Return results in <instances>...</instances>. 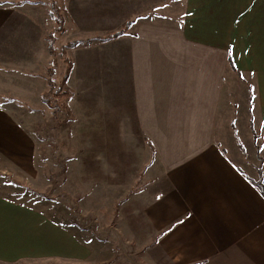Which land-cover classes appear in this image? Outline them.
I'll return each instance as SVG.
<instances>
[{
    "label": "crops",
    "instance_id": "0c3cea01",
    "mask_svg": "<svg viewBox=\"0 0 264 264\" xmlns=\"http://www.w3.org/2000/svg\"><path fill=\"white\" fill-rule=\"evenodd\" d=\"M43 2L0 0V32L15 20L38 22L31 14ZM70 2L79 25L108 26L109 0ZM172 3L121 1L125 21L133 18L119 37L127 77L117 109L101 115L102 131L138 133L148 154L142 171L155 182L131 223L137 245L147 264H264V199L239 166L234 135L246 152L258 138L264 185V0H175L178 15ZM10 77L0 95L33 93L28 79ZM17 81L27 86L21 93ZM32 147L0 105V173L38 182ZM84 245L36 210L0 199V264H110Z\"/></svg>",
    "mask_w": 264,
    "mask_h": 264
},
{
    "label": "rangeland",
    "instance_id": "374dc122",
    "mask_svg": "<svg viewBox=\"0 0 264 264\" xmlns=\"http://www.w3.org/2000/svg\"><path fill=\"white\" fill-rule=\"evenodd\" d=\"M109 1V23L100 29L79 25L70 0H45L38 14H31L38 22L15 20L12 30L9 24L0 32V86L11 75L28 79L33 91L21 99L0 95V105L9 108L30 137L39 173L38 182L30 183L0 173V199L28 206L74 232L91 253L102 259L99 254L104 253V261L110 264H147L133 230L137 226L131 223L153 192L150 184L155 180L145 178L142 171L148 154L139 147L138 133H125L121 138L112 126L107 127L110 132L101 127L102 110L114 109L112 105L117 109L128 60L127 40H102L133 20L125 21L128 15L121 13L123 0ZM158 1L163 8L173 2L170 13L178 15L181 11L175 0ZM58 17L63 19L61 34L56 33L53 21ZM51 30L55 31L57 54L49 86L46 71L53 59L45 40ZM72 43L76 45L67 46ZM17 83L21 93L27 86ZM234 135L244 156L240 168L254 178V183L260 182L258 138L254 136L255 147L250 153L236 130ZM126 141L133 148H125ZM17 264L69 263L46 260Z\"/></svg>",
    "mask_w": 264,
    "mask_h": 264
},
{
    "label": "trees",
    "instance_id": "16d2710c",
    "mask_svg": "<svg viewBox=\"0 0 264 264\" xmlns=\"http://www.w3.org/2000/svg\"><path fill=\"white\" fill-rule=\"evenodd\" d=\"M53 21L55 23L56 26V33L57 34H61L63 32V19L61 18H53ZM125 26H123L122 30H120L117 33H114L112 35H110L108 38L103 39L102 41H109L111 39H117L119 37H121L122 35H124V33L127 31V27H129L130 25H132V22L126 23L124 24ZM55 31H51L49 32V34L46 37V43H47V49H48V53L49 55L52 57L53 61H52V67L48 68L46 71V77H47V84L49 86H51V77L54 75V67L56 65L55 61H54V57L56 56L57 52L54 48V42H55V37H54V32ZM76 44L72 43V44H68L67 46L69 47H74ZM68 75H69V71H67V73L64 76V80L63 81H67L68 80ZM69 94V92L67 93V95ZM66 95V94H65ZM253 185L257 188V190L259 191V193L261 194V196L264 199V185L262 184V182H258V183H253Z\"/></svg>",
    "mask_w": 264,
    "mask_h": 264
}]
</instances>
